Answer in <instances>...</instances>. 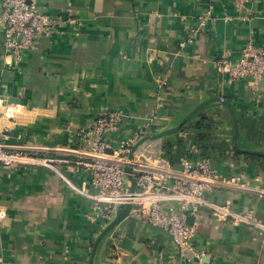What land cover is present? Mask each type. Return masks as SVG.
<instances>
[{"label":"crops","instance_id":"0c3cea01","mask_svg":"<svg viewBox=\"0 0 264 264\" xmlns=\"http://www.w3.org/2000/svg\"><path fill=\"white\" fill-rule=\"evenodd\" d=\"M40 3L63 23L52 36L38 37L14 71L4 69L0 34V143L72 148L78 129L111 109L127 117L111 139H127L146 127L154 135L178 125L201 102L221 97L236 114L239 148L264 152V80L255 92L250 77L225 85L214 66L225 51L236 58L249 42L264 46V0L248 4L249 21L238 19L231 0ZM207 10L211 20L190 42V30ZM202 119L207 135L197 139ZM160 144L155 156L172 171L205 155L222 177L243 176L252 190L219 187L208 198L237 212L252 210L264 222V196L255 192L264 190V160L235 153L224 105L206 104ZM195 147L203 150L192 153ZM63 170L77 185L86 177ZM90 206L49 169L0 167V264H89L92 245L106 227L91 216ZM193 222L200 260L179 257L167 233L131 213L102 238L93 264H264L258 230L216 221L207 207Z\"/></svg>","mask_w":264,"mask_h":264},{"label":"built area","instance_id":"2783aa9c","mask_svg":"<svg viewBox=\"0 0 264 264\" xmlns=\"http://www.w3.org/2000/svg\"><path fill=\"white\" fill-rule=\"evenodd\" d=\"M238 19L253 18L248 7L251 0H231ZM211 20V11L200 16L190 30L189 41L200 34ZM45 12L40 0H0V34L6 71H14L26 55L36 48L38 37H50L62 25ZM217 72L224 77L225 85H232L250 77L252 91L264 80V46L251 42L242 47L236 58L228 51L215 59ZM126 114L119 109L102 111L76 133L77 144L72 148H53L24 143H0V167H43L59 175L72 191L91 203V216L106 225L114 218L117 209L130 204L129 214H135L152 228L160 229L170 237L179 257L193 254L202 257L195 243L196 226L188 224L187 217H195L201 207H207L216 221H229L258 230L264 240V222L255 219L252 210L237 212L230 204H217L208 198L216 188L227 187L252 190L241 176L222 177L211 160L199 157L185 159L179 172L168 169L167 162L155 155L162 151L160 140H145L129 154L142 138L153 135L148 127L127 139H111L121 128ZM151 125L152 121H148ZM4 139H8L7 136ZM17 139H21L20 136ZM118 147H114V144ZM112 151L109 153L108 151ZM192 153L199 154L198 147ZM148 161V163H147ZM132 167L136 187L130 193V183L124 166ZM77 175L86 174L81 184H74L64 170ZM264 196V190L255 191ZM5 211L0 209V221Z\"/></svg>","mask_w":264,"mask_h":264},{"label":"water","instance_id":"95a60500","mask_svg":"<svg viewBox=\"0 0 264 264\" xmlns=\"http://www.w3.org/2000/svg\"><path fill=\"white\" fill-rule=\"evenodd\" d=\"M211 102H218V103L224 105L228 109V111H229V113H230V115L232 117L233 132H234V147H235V149L239 153H242V154H248V155L264 157V152L245 150V149H240L239 148V146H238V139H239L238 122H237V117H236V114H235L233 108L231 107V105L224 98L212 97V98H209V99L201 102L199 105H197L175 127H171V128L165 129V130H163V131H161L159 133H156L154 135H149V136H146V137L142 138V140L139 141L133 147L132 151L130 152L129 160H133L135 149L143 141H145V140H160L161 138H163L165 136H169V135H173V134L177 133L183 127V125H185L196 113H198L200 111V109L202 107H204L206 104L211 103ZM108 152L111 153L112 151L110 150ZM124 172L126 174L127 180L130 183L129 191H130V193H133L135 191L136 183H135V180H134V178L132 176V167L130 165L124 166ZM130 208H131L130 204H125V205H123V206H121V207H119L117 209L114 218L106 225V227L103 229V231L100 233L98 238L93 243L89 264H93V259H94V256H95V253H96V250H97V246L100 243V241L102 240V238L108 232H110L116 226H118L129 215ZM192 221H193V217H191V216L187 217L186 222L188 224H192Z\"/></svg>","mask_w":264,"mask_h":264},{"label":"trees","instance_id":"16d2710c","mask_svg":"<svg viewBox=\"0 0 264 264\" xmlns=\"http://www.w3.org/2000/svg\"><path fill=\"white\" fill-rule=\"evenodd\" d=\"M205 124V119H202V120H200L198 123H197V125H196V129H198V130H203V128H205V126H207V125H204ZM204 132L203 133H199V134H197V139H205V136L207 135L206 133H205V131L206 130H203ZM201 148V147H200ZM199 148V149H200ZM200 150H203V148H201ZM203 152V151H202ZM235 153L236 154H239V155H244L245 157H249V158H251V159H253V160H255V161H257V160H260V161H262V160H264V157H260V156H254V155H248V154H241V153H239V152H237V151H235ZM167 155H169V150L167 151ZM205 156V155H204Z\"/></svg>","mask_w":264,"mask_h":264}]
</instances>
